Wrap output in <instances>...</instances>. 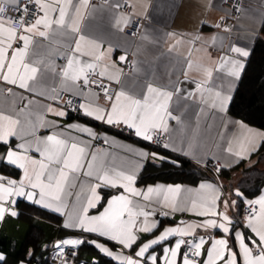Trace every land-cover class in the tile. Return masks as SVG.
Wrapping results in <instances>:
<instances>
[{"label": "snow or ice", "instance_id": "6c2138e0", "mask_svg": "<svg viewBox=\"0 0 264 264\" xmlns=\"http://www.w3.org/2000/svg\"><path fill=\"white\" fill-rule=\"evenodd\" d=\"M125 3L133 11H118L111 27L120 33L134 27L133 37L139 35L149 41L147 29L135 23L140 15L148 19V5L137 12L130 0ZM109 7L119 10L123 5ZM236 7L233 0L234 11ZM89 9L95 11L89 0H0V82L9 95L15 94V87L33 97L22 96L27 103L16 111L0 110V143L7 146L0 153V166L9 172L19 170L18 178L0 174V222L8 215L19 216L16 204L22 197L62 215L63 229L94 234L97 239L87 243L115 264H264V191L254 199L239 187L225 192L217 177L232 165L222 164L208 146L214 143L219 150L229 128H235L239 134L228 138L222 150L235 163L264 147V130L246 122L255 116L254 97L242 91L255 47L225 45V37L218 34L207 38L199 33L186 34V54L180 50L183 39H175L167 48L185 65L180 75L172 79L175 71L169 72V83L161 85L145 73L144 88L134 93L125 88L128 74L113 59L118 46L108 42L105 49L104 40L85 34L83 24ZM230 18L226 14L209 26L217 33L231 35L233 26L224 23ZM205 23L201 21V25ZM168 36L175 38L176 34ZM37 38L50 41L42 46V54L37 52ZM258 38L256 33L248 36L253 45ZM198 42L200 48L195 47ZM193 51L202 55L193 58ZM122 52L118 61L139 73V61L135 59L139 49L131 54ZM129 55L134 57L130 63ZM150 71L154 74L155 68ZM259 73V113L264 119V62ZM42 77H51L52 85L38 87ZM101 94L104 103H100ZM176 95L198 104L194 127L173 114L171 104ZM65 96L69 98L65 100ZM77 99L79 104L74 103ZM66 108L115 128L126 127L135 137L167 150L168 155L119 145L130 154L131 162L116 165L109 161L111 153L107 149L94 147L93 141L101 137L92 127L78 122L60 125L46 118L49 114L66 118ZM233 109H238L237 115L242 118L230 116ZM208 117L213 122L207 125L205 141L202 120L206 123ZM217 119L222 126L216 133L219 141L211 137ZM172 121L177 128L171 126ZM177 129L179 136L174 135ZM41 130L48 134L42 135ZM103 143L117 146L107 134ZM188 161L205 170L211 164L216 176L203 177L196 187L159 182L144 188L136 186L146 164L182 169ZM104 189L109 190L107 194H102ZM241 204L247 207L239 219ZM90 210L97 214H90ZM177 213H188L196 219H180L161 230L157 216L175 217ZM213 230H220L222 235L217 238ZM141 234L152 238L145 240ZM99 238L114 242L119 250L113 251L98 242ZM84 243L82 235L57 239L51 246L52 264H75V249ZM157 247L162 253H157ZM42 248L47 251L49 245ZM33 259L47 264L34 249H29L17 264H32ZM0 264H8L3 251ZM92 264L100 261L93 260Z\"/></svg>", "mask_w": 264, "mask_h": 264}, {"label": "crops", "instance_id": "0c3cea01", "mask_svg": "<svg viewBox=\"0 0 264 264\" xmlns=\"http://www.w3.org/2000/svg\"><path fill=\"white\" fill-rule=\"evenodd\" d=\"M246 2L247 5L244 8L242 16L239 19L235 20L234 30L231 35H228L223 32L217 33V30L214 27L209 26L218 22L221 16H224L226 14L229 15L228 9L226 8L225 3H223V0H130V3L136 5L135 11L137 12L142 11V6L144 4L148 5L146 9L148 19L144 23V29H147V31L150 33V42L141 40L139 35L137 37H133L128 35L126 33V30L124 33H120L111 27L113 23V17L117 14L118 11L124 13H131L133 11L132 8L130 9V11H127L123 8L117 10L115 8L109 7L116 3H120L122 5L126 4L125 0H108L106 2L100 0H89V3L92 5L95 11L93 12L92 9L88 10L83 24V28L85 34L104 40L105 49L108 46V42H111L113 45L118 46L117 50L114 52L113 59L119 64L120 67H122V65L118 61V57L123 54L122 50H126L131 54L132 52H136L139 49V53L135 57V59L139 61V68L141 69V71L139 73L133 72L131 69L124 71L126 74H128L124 78L125 88L129 91L137 93L144 88L146 82L145 73H147L148 79H152L155 83L161 85H166L169 83V72L173 70L175 71V75L172 76V79H175L177 76L180 75V72L182 71L183 67H185V65L178 62L175 54L170 55L167 51V48L169 44L175 42V39H183L185 43L180 46V50L186 54L188 48L187 40L189 39L188 35L186 34L199 33L200 35L206 38L212 36L213 34H218L225 37V45H228L230 43H238L241 46L247 45L250 48L253 47V41L251 39H248V36L251 33H256L257 35L260 34V30L264 22V0H246ZM209 4H211L212 6L209 7ZM139 17H143V15H140ZM201 21H205L206 23L204 25H201ZM144 29L141 30V33H143ZM168 33H175V38L169 37ZM48 44H50V41L37 38V52L42 54L45 51L44 47L42 46ZM195 47L200 48L201 44L198 42ZM216 54L218 53H214V55ZM200 55H202V53H197L193 51V58H196ZM129 57L132 56L129 55ZM57 63H63V61L58 60ZM152 68H155L154 74L150 71V69ZM51 85V77H42L40 79L38 87H47ZM4 89L5 88L3 86V83L0 82V110L2 111H16L18 110V108L23 107L24 104L27 103V100L21 99L22 96L33 98L29 95V93L23 92L22 90L16 89L15 87H13V93H15L14 95H9ZM104 102L105 101L103 100L101 94L100 103ZM171 107L173 110V114L180 115L185 124H187L189 127L195 126L197 113L199 112V107L197 103H194L190 100H186L181 95H176L173 97ZM65 111L68 112L66 109ZM229 115L233 118H236L230 113ZM46 118L48 120H55L60 125H67L70 123L78 122L92 127L98 134H100L101 137V139L93 141L94 147H102L107 149L108 152L111 153L108 158L109 161L115 163L116 165H124L131 162L130 154L124 151V149L119 145H131L134 148H144L149 152L156 151L160 153L159 150L151 148L148 145L150 143L143 141L141 138L135 137L132 132H130V135H123L120 131L113 130L111 126L107 124L95 121L92 118L84 116L81 111L78 115H72L68 112L66 118H58L51 114H49ZM212 122V117H208L206 123L202 120V139L205 141L207 140L208 135L207 125L211 124ZM171 126L173 128H177L175 121L171 122ZM217 131H222V126L220 125L218 119L216 120L215 125L212 129L211 137L214 140L219 141V137L216 135ZM41 134L44 135L48 133L44 130H41ZM105 134L108 135L110 140L114 139L117 142V146H113L111 144H105L104 146H101L100 143H103V136ZM233 134L238 135V130L235 128H229L228 135L226 136L225 141L220 142L221 148L219 150L216 148L214 143L208 144V146L219 156L222 164L232 165V169L230 171L229 168H224L228 171V176H221L219 173L217 177V179L222 182L225 192L235 190V188H237L236 185L240 179L242 170L246 167L254 166L257 163V157L252 155L249 159L243 160L244 163L238 166L237 164H239L240 162L235 163L228 157L226 153L222 151L223 148L227 147L226 140L230 138ZM72 135H78V133L73 132ZM174 135L179 136V129H177ZM11 143L13 146H15V144L17 143L15 138L11 140ZM5 151L6 148L0 153H4ZM259 167L263 169L264 164L259 165ZM206 172L209 174V176H216V173L214 171ZM0 174L3 173L0 172ZM13 178H18V176ZM159 183L166 182L159 181ZM148 184L152 183H137L136 186L144 188ZM180 184L186 185L187 187H196L198 185H191L187 183ZM106 191L107 189L102 190V194H104ZM262 191H264V187ZM19 199L24 198H17V203ZM98 207L101 211L103 210L102 207ZM16 210L18 211L17 204ZM68 210L71 211V203ZM239 212V219H242L245 213L244 211ZM90 214L95 215L97 214V212L95 210H90ZM60 216L62 220L59 226L62 228L64 217L62 215ZM6 217L11 216L8 215ZM16 218L18 219V217ZM157 219L161 222L162 230L163 226L174 225V223L176 221H179L180 219L188 220L196 219V217L188 213H185L183 215L177 213L175 217L157 216ZM0 224L2 223L0 222ZM68 230L71 233L67 236H80L79 234H81L75 230ZM200 234H203V232H201ZM212 234L215 235L217 238L222 235L220 230H213ZM84 235H91L93 236V239H97L94 234ZM141 235L144 236L145 240L152 238L151 236L146 234ZM103 239L106 240V238H99L98 242L106 243L105 241H103ZM106 244L108 247L112 248L113 251L119 250V245H116L117 247H112L108 243ZM156 251L157 253H162V248L157 247Z\"/></svg>", "mask_w": 264, "mask_h": 264}, {"label": "trees", "instance_id": "16d2710c", "mask_svg": "<svg viewBox=\"0 0 264 264\" xmlns=\"http://www.w3.org/2000/svg\"><path fill=\"white\" fill-rule=\"evenodd\" d=\"M258 39L255 40L254 47L255 51L252 57V64L249 68L247 75L245 76V85L242 91H245V94L250 98L254 97L255 104V116L246 119V122L251 126L264 129V119H261L259 108H260V80H259V69L262 62H264V22L258 35ZM238 109H233L230 114L236 118H242L237 115ZM123 134V133H121ZM124 135V134H123ZM130 137V136H127ZM151 148L157 149L162 155H168V151L162 148H158L148 144ZM7 146L3 143H0V152L5 150ZM175 154H173L174 156ZM257 157V163L254 166L246 167L242 170L240 179L236 185L241 191H244L248 198H254L260 194L264 187V169H261L259 165L264 164V147L260 148L257 152L253 154ZM244 161H241L238 166L243 164ZM232 168H229V171ZM0 172L6 175L11 174L13 177L19 175V170H13L12 172L6 171L2 166H0ZM221 176H228L229 173L224 168L220 172ZM209 174L202 169L200 166L195 163L188 161L183 164L182 169H173L165 166L164 168L152 167L149 164L145 165V168L140 173V179L138 184H147L154 182H166V183H187L191 185H196L200 182L203 177H208ZM107 190L104 194H107ZM104 203V202H102ZM244 204H241L239 211H244ZM18 208V219L26 222L29 227L21 245L16 248L12 245H15L11 242V239L6 235L0 234V248L9 254V262L17 263L20 259L26 258V253L29 249H34L36 256L38 252H45L46 257H43L47 264H49L50 251L52 243L64 236H67L71 232L65 230L59 226L61 223V216L41 208L37 205L30 204L25 199H19L17 203ZM1 225V224H0ZM82 235V238L85 239V243L78 247L76 256L74 257L75 263H84L92 264L93 260H99L100 264H115V261H112L110 258L103 256L98 252V250L87 241L93 240L91 235ZM112 247H117L111 241L103 239ZM48 244L49 249L47 251L43 250L42 246ZM35 262L39 264L36 259H33L32 263Z\"/></svg>", "mask_w": 264, "mask_h": 264}, {"label": "built area", "instance_id": "2783aa9c", "mask_svg": "<svg viewBox=\"0 0 264 264\" xmlns=\"http://www.w3.org/2000/svg\"><path fill=\"white\" fill-rule=\"evenodd\" d=\"M100 1H104V2H106V1H108V0H100ZM232 4H233V0H228V3L225 4L226 8L228 9L229 16H230L231 18L225 20L224 23L232 25V26H233V30H234L235 20L239 19V18L242 16V14H243V12H244V8H245L246 5H247V2H246V0H236V5H237V7H236V10H235V11H234L233 8H232ZM122 8H123L124 10H127V11H130V9H131V8L128 6V4H123V7H122ZM10 14L15 15V13H10ZM145 21H146V20L144 19V17H138V18H136L135 23L138 24V25H143V26H144ZM31 22H32V20L29 18V19H28V23H31ZM134 30H135L134 27H129L128 29H126V33H127L128 35L132 36L131 33H132V31H134ZM233 30H232V32H233ZM132 60H133V57H129V63H130ZM121 65H122V68H124V71L130 69V68L127 67L125 64H122V63H121ZM114 87H115V86H114ZM4 90L7 91L6 88H5ZM68 98H69L68 96H65V97H64L65 100L68 99ZM74 103H75V104H79V103H80V100L77 99V100L74 101ZM66 110H67L70 114H72V115H78L79 112H80V111L73 110V109H69V108H66ZM111 128H112L113 130H118V131H120L121 133H123V134H125V135H130V131L127 130L126 127L115 128V127L111 126ZM160 139L163 140V136H161ZM100 145H101V146H104L105 144H104V143H100ZM151 145H153V146H155V147H158V146H156V145H154V144H151ZM158 148H160V147H158ZM201 168H202V167H201ZM202 169H204V168H202ZM204 170H205V169H204ZM206 171H213V170H212V166H211V164H209L208 169H207ZM246 207H247V206L244 207V213H245V208H246ZM55 241H56V240H55ZM55 241H54V242H55ZM54 242L52 243V245L54 244ZM52 245H51V246H52ZM75 251H77V249H75ZM52 261H53L52 251H50L49 264H52ZM75 264H84V263H75Z\"/></svg>", "mask_w": 264, "mask_h": 264}, {"label": "rangeland", "instance_id": "374dc122", "mask_svg": "<svg viewBox=\"0 0 264 264\" xmlns=\"http://www.w3.org/2000/svg\"><path fill=\"white\" fill-rule=\"evenodd\" d=\"M261 130H264V129H261ZM1 223H2L1 228H0L1 235L2 236L3 235L8 236L11 239V242L13 244H15V245H12L13 248L14 247L18 248L21 245L23 238L25 237V235L27 233L29 225L24 221H21L17 218H11V217H6L4 219V221ZM0 251L5 252V254L8 258V264H17L15 262L14 263L9 262L8 252L2 250L1 248H0ZM42 255H43V257L47 256V254H45V252H42V254H41V252L37 253V257H41ZM32 264H36V263L33 262Z\"/></svg>", "mask_w": 264, "mask_h": 264}]
</instances>
